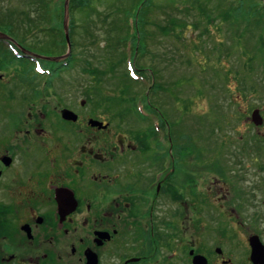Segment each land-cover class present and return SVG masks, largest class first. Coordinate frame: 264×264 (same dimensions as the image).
I'll return each mask as SVG.
<instances>
[{
    "label": "flooded vegetation",
    "instance_id": "obj_1",
    "mask_svg": "<svg viewBox=\"0 0 264 264\" xmlns=\"http://www.w3.org/2000/svg\"><path fill=\"white\" fill-rule=\"evenodd\" d=\"M38 100L0 102V264H264L252 199L206 182L186 135Z\"/></svg>",
    "mask_w": 264,
    "mask_h": 264
},
{
    "label": "rangeland",
    "instance_id": "obj_2",
    "mask_svg": "<svg viewBox=\"0 0 264 264\" xmlns=\"http://www.w3.org/2000/svg\"><path fill=\"white\" fill-rule=\"evenodd\" d=\"M26 2L27 0H0V13L7 15L10 11L14 17H18L16 21L20 23L24 20V17L20 15L29 9L25 5ZM34 8L37 10V5ZM99 8L103 10L106 6L99 5ZM32 16L35 14L32 13ZM76 18L78 24L82 25L85 18ZM155 21L160 22L157 18ZM150 28L153 31L156 29L155 26ZM4 33L9 34L7 31ZM161 34L162 36L158 40L154 39L149 46V51L153 55H162V58H157L154 67L159 76H162L161 79L158 78L159 81L162 85L164 84L163 89H158L155 95L153 92V97L156 96L159 99V101L156 100L159 105L156 103L153 105L157 106L158 113L163 112L166 116L165 119L169 118L172 126L176 125L177 131L189 136L192 143L189 144L191 148L196 144L205 146V151L211 149L214 151L213 154L216 155L211 159L204 158L207 163V166L205 165L206 182H209L210 179H219L224 188L221 192L233 191L229 193L231 196L236 194L234 187L230 190L231 183L244 188L256 206L252 207L253 210L248 215H242L240 220L245 226L252 225L254 228L264 230V182L260 185L262 177L264 178V125L258 128L250 121L254 109H259L264 117V52L260 53L258 49L255 50L252 40L246 41L249 42L246 44L251 55L255 57L252 62L254 70H250L249 67L244 66L247 64L248 58L243 54L245 48L238 47L231 42L229 47L232 59H234L233 67L221 68L215 64L216 53L209 51L212 47L211 40L205 46H201L210 58L208 69L201 71V67L195 65L196 55L191 59V55L194 54L191 53L194 51L193 48L187 47V45L183 47L170 35L165 37L163 33ZM185 35L187 38H191L192 32L189 31ZM35 36L45 37L40 33L31 34L28 37ZM84 37L87 38L86 35ZM104 38L105 36H100L96 45L87 42L85 49H77L72 46L73 62L67 69H62L59 73L56 72V75L51 74L52 77L36 75L37 70L32 67V63L35 61H32L31 57L42 59L41 57L27 54L30 59L29 63L14 60L10 49V52L6 48H2V51L0 49V102L3 100L12 102V112L16 114L20 109H24L25 113L28 112L27 107L30 105L41 108L38 99L46 97L48 100H52V98L56 100L60 98L63 106H73V103H76L78 111L95 109V113L113 114L115 128L120 127V122L125 119L128 122H134L130 116V113L133 112L132 107L135 106L136 99L141 98L147 91L150 82L149 84L148 82L146 84H130L125 87L118 81L123 77L122 72L115 76L113 81L97 82L90 70L93 65L101 69L106 68V60L103 59L104 63L100 60L105 53L101 49L105 48ZM17 51L19 52L18 48ZM67 51L65 50L63 53L66 54ZM178 51L183 54L182 58L176 57ZM83 53L84 56L88 55L87 58L90 60V62L87 60V65L85 58L80 57V54ZM115 53L118 51L116 50ZM212 55L214 56L212 57ZM49 57L56 58L58 53L51 54ZM43 64L51 68L54 73L55 64L53 62L47 59ZM233 70H237L241 76L236 80L233 78L231 83H220V80L225 82L226 73L230 74ZM148 75L151 76L149 71ZM193 75L199 82L193 84L188 82V79ZM143 86L146 88L145 90ZM28 98L30 102H26ZM141 99L143 100V97ZM80 101L85 102L86 107H83V110L79 104ZM23 102L26 103L23 104ZM55 103L56 105H52L53 110L59 106L58 100ZM141 104L144 105V102ZM185 106L187 108H184ZM169 128L166 126L164 130ZM188 136L186 137L188 138ZM176 143L174 139V144L176 145ZM256 144L262 148L259 150L262 151L261 153L257 151L258 149L256 150ZM199 150L204 149L201 147ZM207 153L209 152L207 151ZM217 158L219 160H216ZM256 214L260 217L257 218ZM261 219L262 221L259 222L258 220ZM222 224L228 223L223 220ZM261 225L263 227H260Z\"/></svg>",
    "mask_w": 264,
    "mask_h": 264
},
{
    "label": "trees",
    "instance_id": "obj_3",
    "mask_svg": "<svg viewBox=\"0 0 264 264\" xmlns=\"http://www.w3.org/2000/svg\"><path fill=\"white\" fill-rule=\"evenodd\" d=\"M25 5L29 9L20 15L24 17L20 23L10 11L7 15L0 13V29L7 31L21 46L36 54L47 56L65 52L62 28L65 0H27ZM36 5L37 10L34 8ZM99 5H105L106 8L100 10ZM69 14L70 37L77 49L87 48V42L98 44L100 36H105V48H101L105 53L100 60H106V68L93 65L90 70L99 83L113 81L122 72L123 77L118 80L122 85L140 84L130 78L126 68L127 62L134 60L139 74L148 77L149 71L151 76L148 79L158 81L154 80L152 91L155 88L163 89L164 84L158 79L162 76L154 67L155 61L162 55H153L149 51L150 43L154 39L158 40L161 33L165 37L170 35L183 47L187 45L193 48L191 59L196 55L195 65L201 67V71L210 66V58L201 46L211 40L209 51L216 53L215 64L221 68L233 67L234 59L229 47L231 42L245 48L243 54L248 58L244 66L250 70H254L252 62L255 57L251 55L246 44L249 42L246 41L252 40L254 49L264 52V0H70ZM76 17L85 18L82 25L78 24ZM156 18L160 22H156ZM152 26L156 27L154 31L150 28ZM189 31L192 32L191 38L185 35ZM35 33L44 34L45 37H28ZM116 50L118 53H115ZM182 55L178 51L176 57L182 58ZM87 56L80 54V57L85 58L86 65L87 60L90 62ZM232 73H226L225 82L220 80V83H231L233 78L236 80L241 76L237 70ZM197 81L194 75L188 79L191 84Z\"/></svg>",
    "mask_w": 264,
    "mask_h": 264
},
{
    "label": "water",
    "instance_id": "obj_4",
    "mask_svg": "<svg viewBox=\"0 0 264 264\" xmlns=\"http://www.w3.org/2000/svg\"><path fill=\"white\" fill-rule=\"evenodd\" d=\"M67 35V40L69 41V37H68V34H66ZM64 114L65 115H68V116H65V118L66 119H73V120H75L76 118L75 117H72V113L70 112V111H64ZM252 118H253V121L257 124V125H259V124H261L262 123V119H261V117H260V115H259V111L257 110V111H254V113H253V115H252ZM93 123V125H102L101 123H98V122H96V121H94V122H92Z\"/></svg>",
    "mask_w": 264,
    "mask_h": 264
}]
</instances>
